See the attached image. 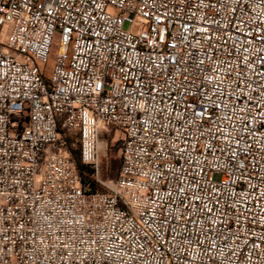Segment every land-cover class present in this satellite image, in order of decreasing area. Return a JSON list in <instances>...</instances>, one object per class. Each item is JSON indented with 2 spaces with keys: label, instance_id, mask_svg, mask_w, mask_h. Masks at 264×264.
<instances>
[{
  "label": "built area",
  "instance_id": "obj_1",
  "mask_svg": "<svg viewBox=\"0 0 264 264\" xmlns=\"http://www.w3.org/2000/svg\"><path fill=\"white\" fill-rule=\"evenodd\" d=\"M0 29V264H264V0H0ZM105 127L100 191L69 137L98 170Z\"/></svg>",
  "mask_w": 264,
  "mask_h": 264
},
{
  "label": "rangeland",
  "instance_id": "obj_2",
  "mask_svg": "<svg viewBox=\"0 0 264 264\" xmlns=\"http://www.w3.org/2000/svg\"><path fill=\"white\" fill-rule=\"evenodd\" d=\"M130 25L125 23L124 29L128 30ZM2 30L0 29V36ZM53 62H50L52 67ZM123 137L122 131L114 127H105L99 135V165L98 170L87 165L89 168L90 184H94V187L100 191L105 190L103 183H108L115 180L118 177L119 169L121 165L119 143ZM75 143L74 149H80V142L76 137L72 138Z\"/></svg>",
  "mask_w": 264,
  "mask_h": 264
},
{
  "label": "trees",
  "instance_id": "obj_3",
  "mask_svg": "<svg viewBox=\"0 0 264 264\" xmlns=\"http://www.w3.org/2000/svg\"><path fill=\"white\" fill-rule=\"evenodd\" d=\"M69 141L72 142V139L70 137H69ZM71 152L76 162L77 168L81 173L83 179L89 181L90 180L89 169H88L89 167L83 163L80 149H74L73 147H71ZM92 187L93 189L98 190L94 187V184H92Z\"/></svg>",
  "mask_w": 264,
  "mask_h": 264
}]
</instances>
